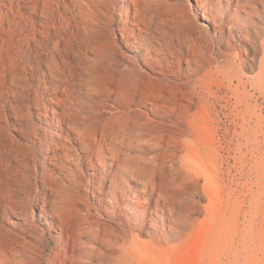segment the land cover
<instances>
[{"label": "bare ground", "instance_id": "obj_1", "mask_svg": "<svg viewBox=\"0 0 264 264\" xmlns=\"http://www.w3.org/2000/svg\"><path fill=\"white\" fill-rule=\"evenodd\" d=\"M180 1L0 0V264H41L49 240L48 264H167L188 218L178 184L149 157L166 143L202 147L221 165L234 159L247 222L263 219L264 0H196L213 37L181 15ZM115 5L128 14L126 51L101 43ZM223 92L233 105L218 137L191 123L213 121L209 101ZM34 110L51 136L44 167L30 159ZM153 204L170 212V233ZM173 239L177 247L162 248Z\"/></svg>", "mask_w": 264, "mask_h": 264}, {"label": "rangeland", "instance_id": "obj_2", "mask_svg": "<svg viewBox=\"0 0 264 264\" xmlns=\"http://www.w3.org/2000/svg\"><path fill=\"white\" fill-rule=\"evenodd\" d=\"M178 10L181 15L192 16L194 25L208 29V35L213 37L215 24L205 18L196 0H181ZM108 15L109 24L101 29V43L105 47L115 45L121 51H126V44L129 40L121 31V28L123 23L127 21V10L122 5H115ZM32 55L31 51H26L23 54L24 60L26 62L29 61ZM70 55L73 61L77 60L75 54L72 53ZM220 60H223V58H220ZM42 67L46 70L48 69L46 62L42 63ZM245 74L251 75L249 71ZM6 80L11 83L12 78L10 75L6 76ZM229 97L230 95L223 92L219 102L215 100L209 101L210 106H216L211 109L214 114L213 121L211 119L204 121L199 119L196 123L191 124L197 128H214L218 137L223 136L228 124L223 114H231V111L222 109L226 105L229 107L233 105V100H229ZM257 104L264 107V98H260ZM200 111L196 107L193 108L192 113ZM36 112L34 110L33 122L41 130L37 140L38 144L31 151L30 159L44 167L47 166V163L49 164V160H46L45 157L49 156L46 147H49L51 136L44 131L45 128L41 127L42 124H40ZM9 115L12 117V112L9 111ZM51 117L52 113H50ZM232 120L233 117H230L229 121ZM48 121V125L51 126L52 120ZM164 121L168 124L171 123L169 120ZM184 128H189V125L184 126ZM229 130L232 135L235 133L234 128ZM8 131L12 132L10 129ZM12 133L18 137L15 132ZM52 135V137L58 139L55 131L52 132ZM44 139L46 140L44 141ZM200 148L202 150L193 154L191 153L192 147H190V143L187 146L183 142L180 144L166 143L155 154L149 156L150 158L156 157L157 163L162 164L166 175H172V179L178 184L179 193L183 198V202L178 203V211L181 215H185L188 218V228L185 231L188 236L186 242L170 256L167 264H264V217L253 228L249 226L248 217L245 216L248 208L242 207L241 199V193L245 189V181L239 175V168L235 164L234 159L226 160L221 165L222 162L213 160L211 153L209 155L205 151L206 155L204 153L205 149ZM229 148L232 150L235 145H231ZM102 160L106 164L111 162L109 159L103 158ZM95 161L97 162V160ZM82 168L85 171L87 166ZM126 183L132 189H137L133 181H127ZM51 195L48 190H44L39 197L51 202L55 200V197ZM138 207L140 208L139 205ZM151 207L154 211H158L159 216H163L166 219L163 224L161 219L154 215L156 221H158L157 228L159 231L168 230V233H170V226H174V221L168 220L171 216L168 209L163 204L158 207L153 204ZM35 211L39 213L40 210L36 208L34 209ZM140 239L147 241L149 237L142 235ZM49 242L50 244L45 242L47 252L41 264H48L52 248L56 246L54 242L50 240ZM179 243L178 240L173 239L169 243L162 245V248L177 247Z\"/></svg>", "mask_w": 264, "mask_h": 264}]
</instances>
